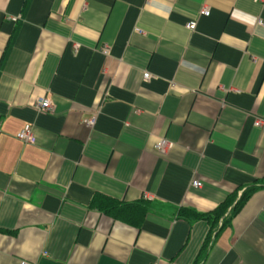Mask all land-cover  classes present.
<instances>
[{
	"label": "crops",
	"instance_id": "obj_1",
	"mask_svg": "<svg viewBox=\"0 0 264 264\" xmlns=\"http://www.w3.org/2000/svg\"><path fill=\"white\" fill-rule=\"evenodd\" d=\"M260 19L264 0H0V264H264V187L210 241L193 213L264 181Z\"/></svg>",
	"mask_w": 264,
	"mask_h": 264
},
{
	"label": "trees",
	"instance_id": "obj_2",
	"mask_svg": "<svg viewBox=\"0 0 264 264\" xmlns=\"http://www.w3.org/2000/svg\"><path fill=\"white\" fill-rule=\"evenodd\" d=\"M264 187V181L263 183L259 185H253L249 188H247L242 196L236 201L232 202L230 205L227 203L222 204L218 208H216L214 211L210 212H201L197 210H193L194 213V218L195 219H205L209 221L211 224V233L209 235V241L211 239L212 231L216 229V233H218L222 228H224L227 224H230L231 219L238 214L241 209L244 207L246 204L247 200L252 196L253 192L257 190L258 188ZM136 206L140 207L143 212L148 210V206L143 204L142 202L137 203ZM118 208V206H115L112 209ZM108 212V210H106ZM214 232V231H213ZM207 239V240H208ZM207 243H209L207 241ZM206 249V248H205ZM206 254H203L205 256ZM202 256V257H203Z\"/></svg>",
	"mask_w": 264,
	"mask_h": 264
},
{
	"label": "built area",
	"instance_id": "obj_3",
	"mask_svg": "<svg viewBox=\"0 0 264 264\" xmlns=\"http://www.w3.org/2000/svg\"><path fill=\"white\" fill-rule=\"evenodd\" d=\"M205 15H209L210 11L208 9L204 10L203 12ZM260 24L264 25V21L260 19L259 21ZM196 21H190L187 24V27L190 29H195L196 28ZM144 76L146 78L150 77V74L148 72H146L144 74ZM37 109L39 112H46V111H50L51 110V100L47 97L44 98H40L37 101ZM93 120H90L89 123L93 124ZM260 124V122H259ZM18 137L19 139H21L22 141L25 142H32L35 139V135L33 132V125L32 124H26L25 127L18 133ZM170 146V142L167 139H162L157 143V149L161 150V151H166L168 149V147ZM192 185L195 187H202L203 183L198 180V179H194L192 181ZM21 264H30L27 261H22Z\"/></svg>",
	"mask_w": 264,
	"mask_h": 264
}]
</instances>
